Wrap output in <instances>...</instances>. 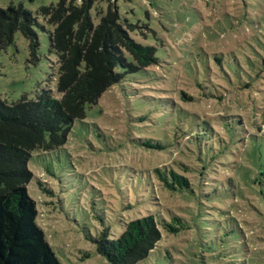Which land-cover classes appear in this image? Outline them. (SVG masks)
Listing matches in <instances>:
<instances>
[{"label": "rangeland", "instance_id": "374dc122", "mask_svg": "<svg viewBox=\"0 0 264 264\" xmlns=\"http://www.w3.org/2000/svg\"><path fill=\"white\" fill-rule=\"evenodd\" d=\"M57 1L0 0V8L22 4L36 14ZM108 2L97 9L105 14ZM117 7L122 22L134 25L130 36L157 48L160 64L126 74L74 124L63 149L33 153L36 179L28 190L55 255L61 264H109L91 238L108 230L117 239L125 223L153 215L178 232L162 229L141 264H264V186L253 194L252 184L264 170V0H117ZM92 14L95 23L103 15ZM38 21V60L19 33L0 54V98L9 103L37 100L42 91L62 97L54 28ZM181 91L195 101L183 102ZM207 126L219 174L207 157L198 163L207 166L205 178L212 185L234 178L241 190L223 203L216 188L183 197L155 179L161 167L186 175L182 167L191 166L196 149L185 133ZM201 139L203 150L213 146ZM157 140L174 149L142 146ZM37 177L52 193L39 189Z\"/></svg>", "mask_w": 264, "mask_h": 264}, {"label": "trees", "instance_id": "16d2710c", "mask_svg": "<svg viewBox=\"0 0 264 264\" xmlns=\"http://www.w3.org/2000/svg\"><path fill=\"white\" fill-rule=\"evenodd\" d=\"M101 2L58 0L56 4L41 7L36 14L22 4L0 8V54L14 44L19 33L29 42L32 58L38 60L40 44L34 28L39 18L54 28L50 33V48L58 59L57 90L62 96L56 99L51 91H42L37 100L24 96L9 103L0 98V264H61L38 223V203L29 194L28 186L36 179L29 167L33 153L63 149L74 124L85 120L87 109L97 105L126 74L146 71L160 64L156 47L143 46L130 36L134 25L122 22L117 0H109L105 14L97 9ZM95 8L97 16L103 14L98 23L92 14ZM178 97L183 102L195 101L183 91ZM213 134L210 126L185 133L184 142L196 149V158L191 166L181 165L186 175L180 174L179 168H156L155 179L162 188L183 197L197 196L199 189L216 188L221 203L232 199L230 197L239 189L237 180L217 179L215 187L213 179L205 178L207 166L198 164L209 157L213 170L219 174L213 156V143L216 142ZM202 137L213 146L206 144L203 150ZM142 146L159 152L169 148L172 151L173 147L159 140ZM263 175L264 170H259L252 182L253 194L258 187L264 186ZM37 186L52 193L49 184L38 177ZM210 195L207 193L206 197ZM162 229L173 234L178 232L164 218L149 215L125 223L117 239H111L109 231L105 230L91 240L97 254L109 264H141L158 247Z\"/></svg>", "mask_w": 264, "mask_h": 264}]
</instances>
